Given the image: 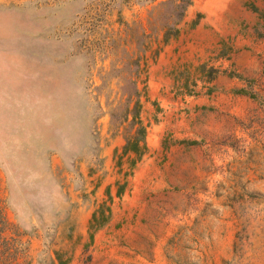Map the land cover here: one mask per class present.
<instances>
[{"label":"rangeland","instance_id":"1","mask_svg":"<svg viewBox=\"0 0 264 264\" xmlns=\"http://www.w3.org/2000/svg\"><path fill=\"white\" fill-rule=\"evenodd\" d=\"M181 13L0 0V264H264V0Z\"/></svg>","mask_w":264,"mask_h":264},{"label":"trees","instance_id":"2","mask_svg":"<svg viewBox=\"0 0 264 264\" xmlns=\"http://www.w3.org/2000/svg\"><path fill=\"white\" fill-rule=\"evenodd\" d=\"M194 0H177L179 2V8L182 13L179 16L178 21H180L186 11V9L191 5ZM174 3V2H173ZM168 37L166 36V41ZM217 70L210 69L207 73L208 79L210 82L214 81L217 77ZM213 92V88L209 89V93ZM133 115V120L130 123V126L127 130L125 137V145L122 148V152L119 154L118 151L115 152V159L117 160V166L122 167L124 158L127 159L129 169L133 171L137 164L141 161L144 155L148 152V145L146 142L147 137V127L144 126L143 121L141 120V105L136 103L135 107L130 111ZM130 174V173H129ZM121 191L119 195H121ZM110 212V209H108ZM108 217L102 213V218L98 219L97 214L94 215L90 229H98L107 221ZM101 220V221H100ZM93 239V235L91 236Z\"/></svg>","mask_w":264,"mask_h":264},{"label":"crops","instance_id":"3","mask_svg":"<svg viewBox=\"0 0 264 264\" xmlns=\"http://www.w3.org/2000/svg\"><path fill=\"white\" fill-rule=\"evenodd\" d=\"M221 39H194L191 45V54L189 55L190 60L199 58L204 55L210 48L216 45Z\"/></svg>","mask_w":264,"mask_h":264}]
</instances>
